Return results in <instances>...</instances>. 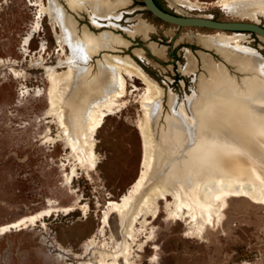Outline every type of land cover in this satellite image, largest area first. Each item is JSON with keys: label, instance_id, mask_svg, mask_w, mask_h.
<instances>
[{"label": "rangeland", "instance_id": "1", "mask_svg": "<svg viewBox=\"0 0 264 264\" xmlns=\"http://www.w3.org/2000/svg\"><path fill=\"white\" fill-rule=\"evenodd\" d=\"M200 1L205 4L192 10L174 0H156L162 9L179 16L264 26V14L256 10H253V21L215 5L217 0ZM57 2L74 22L78 34L86 27L96 35L120 36L130 45L118 47L116 54L103 51L94 56L90 75L96 80L105 54L133 58L164 91L160 111L154 120L155 139L166 137L165 145L175 150L170 151L164 164L156 165V178L133 196V211L125 222L114 214L104 223L109 201H120L129 194L139 176L143 153L142 103L148 95L147 87L142 81L127 77L128 91L121 101L124 110L115 109L95 136V152L99 159L96 170L81 167L78 157H86L82 131L90 107L85 105L77 110L76 117L69 116L73 125L65 121L61 124L57 113L52 115L51 89L68 72L65 62L69 52L59 47L54 19L43 12L48 0H0V227L54 210L35 226L30 224L25 230L0 235V264H101L103 259L110 262L116 258L118 264H264V207L246 199H232L225 216L216 213L214 223L206 226L204 238H194L191 231L196 233L197 228L191 230L186 222L200 211L199 201L195 199L198 190L191 191L199 171L189 164L186 147L174 143L171 136L178 115L190 114L189 106L184 104L198 90L194 79L207 76L201 53L212 60L217 70H226L234 76L235 82L250 78L246 70L239 71L220 57L217 50L200 45L198 41L201 35L233 33L180 28L154 17L143 0H120V5L118 0H113L108 12H126L122 22L117 23L119 26H132L140 16L154 29L153 33L147 31L148 39L138 34L132 37L120 29H94L90 25L88 4L75 14L65 0ZM243 34L248 35L247 43L264 56V38ZM152 42L158 49L165 48L163 55L155 52L150 46ZM187 50L195 61L191 74L183 71L188 64ZM136 52H142L144 60L136 57ZM90 90L87 84L83 99L90 98ZM169 94L175 97L174 108L169 104ZM58 96L55 102L62 108L67 93L64 100ZM243 99L253 104L257 102L247 96ZM181 104L184 105L182 110ZM261 111V106L257 105L251 115L243 118L249 124L247 130L257 135L258 142L263 145L260 134L263 126H254L262 119ZM62 113L65 115L63 108ZM251 145L257 147L255 156L260 148L256 141ZM74 146L79 147L78 154L74 153ZM164 168L167 173L163 177L161 170ZM73 170H76L74 179ZM156 184L180 194L178 204L182 201L191 205L185 211L184 221L169 217L166 199L157 202V218L151 215L146 200L151 199L149 192ZM167 199L174 202L171 196ZM70 207L76 210L68 214L65 209ZM176 208L177 205L174 211ZM145 219H148L146 223ZM148 236L152 237L150 243H146ZM90 239L94 242L90 243Z\"/></svg>", "mask_w": 264, "mask_h": 264}, {"label": "bare ground", "instance_id": "2", "mask_svg": "<svg viewBox=\"0 0 264 264\" xmlns=\"http://www.w3.org/2000/svg\"><path fill=\"white\" fill-rule=\"evenodd\" d=\"M65 1L69 9L75 14L84 10L83 5L88 4L89 9L87 11L90 14V25L94 29H120V31L132 37L138 34L144 36L146 39L149 38L147 31L150 30L149 33L154 32V29L146 21L144 22L140 16L135 18L136 23L132 26H119L117 23L122 22L124 13L126 12H108L113 0ZM174 1L192 10L205 4L200 0ZM118 2V5H120V0ZM214 4L231 10L242 19L255 21L253 10L258 11V14L259 12L264 14V0H217ZM117 6L114 7L117 8ZM43 12L54 19V29L59 47L62 51L66 50L69 52V56L65 62L68 72L62 78H59L51 89L50 104L53 111V114H51L57 113L59 117L58 121L61 124L65 121L73 125L69 116L76 117L77 110L85 105L90 107L89 118L84 124L82 131L86 157H78L81 167L86 166L89 170H96L99 159L95 152V136L103 126L106 118H109L115 109H118L120 112L124 110L125 107L123 108L121 101L126 97L128 91L127 77L136 78L147 87L148 95L142 103V111L144 113L141 125L143 153L139 176L129 190V194L123 196L120 201H109L103 221L107 223L106 221H108L107 219L111 215L117 214L125 222L132 210L133 196L145 184L147 185L153 177L156 178V165L160 166V164H164L163 161L169 156L170 151L173 150L174 152L175 150L174 147L165 145L166 137H164L165 139L163 137H160L158 140L155 139L154 120L160 111L164 91L129 56L105 54L100 63V69L96 74V80H94L89 70L94 56L97 57L103 51L116 54L117 52L119 53L118 47L130 45L120 36L108 33L96 35L91 33L86 27L78 34L74 28V22L72 23L70 17L64 8L58 4L57 0H48V4L43 8ZM199 37L198 41L200 45L217 50L220 57L232 64L239 71H242V69L246 70V74L250 76V78H242V82L237 83L238 81H234V76L230 75L226 70H217V66L212 60L205 56L206 54L201 53L203 67L207 71V76L194 79V82L198 84V90L195 91L196 94L194 93V95L189 96L187 104H184L185 106H189L188 109L191 115L189 113L187 115L184 112L178 115V120L174 122L175 127L171 135L174 143L178 142L183 145V148L184 146L186 147L190 158L189 164L196 166L199 171L191 191L195 192L198 190V196L195 199L197 198L198 200L196 201H199L200 211L191 215L192 220L186 223L190 225L191 230H194L195 227L197 228L196 233L195 231H191L194 238L203 239V231L206 226L214 223L216 213L219 216H225L224 213L227 211L228 204L232 199H246L253 204L264 207V56L258 49L253 48L247 43V34L239 32L233 34L215 33L214 35H201ZM150 46L155 49L157 54L163 55L165 51L164 47L158 49L153 42ZM135 54L140 60H144L142 52H136ZM187 55L188 64L183 68V71L186 74H191L194 71L195 61L190 56L189 50H187ZM199 80L200 83H198ZM249 82H253L252 85L249 86L247 84ZM87 84L91 88L90 98L85 97L83 99ZM239 84L240 88H238ZM66 93V100L62 104L65 112V115H63L62 108L58 106L60 103L57 104L55 99L58 95H61L64 100ZM246 96L248 98L251 97V99H257V102L253 104L244 101L243 98ZM169 97V104L174 108L175 97L171 94H169ZM256 104L261 106L262 119L254 124V126H260L261 124L263 126V130L260 133L263 137V145L258 142L260 138L257 135L247 130L249 124L243 118L244 116L251 115L250 113L254 111V107L257 106ZM184 105H180L181 110ZM236 121L240 124H233ZM255 130L257 129L255 128ZM46 141L48 142V140ZM77 141L79 142L80 140L77 139ZM255 141L261 150L259 149L254 156L255 148L257 147L251 144ZM78 149V146L73 147L75 154H78ZM163 167L166 166L163 165ZM166 173L167 170L165 168L161 170L163 177ZM75 175L76 170H73V179ZM67 180L70 181L69 176ZM167 189L156 184L149 192L151 199H147L146 202L148 203L147 206L151 207V215L157 218L159 214L157 202L160 199H166V210L169 213V217L179 218L184 221L185 211L190 209L191 205L181 200L178 204L180 194L178 195V193ZM168 196L173 197L174 202H168ZM48 205L52 206V203L49 202ZM176 205L177 208L174 211L173 207ZM75 210L74 207L65 209L68 214ZM53 212L54 210L52 209L46 210L4 225L0 227V235H5L13 230H25L30 224H34L35 226L36 223L51 216ZM147 220L145 219L144 222L146 223ZM146 238V243L152 241L151 236ZM89 242H94V240L90 239ZM122 257L120 256L119 258ZM116 259L110 262H106L103 259L100 263L118 264Z\"/></svg>", "mask_w": 264, "mask_h": 264}, {"label": "water", "instance_id": "3", "mask_svg": "<svg viewBox=\"0 0 264 264\" xmlns=\"http://www.w3.org/2000/svg\"><path fill=\"white\" fill-rule=\"evenodd\" d=\"M145 8L157 19L180 28H203L218 32L255 34L264 38V26L249 22H225L202 17H185L162 9L156 0H143Z\"/></svg>", "mask_w": 264, "mask_h": 264}, {"label": "trees", "instance_id": "4", "mask_svg": "<svg viewBox=\"0 0 264 264\" xmlns=\"http://www.w3.org/2000/svg\"><path fill=\"white\" fill-rule=\"evenodd\" d=\"M159 5V4H158Z\"/></svg>", "mask_w": 264, "mask_h": 264}]
</instances>
